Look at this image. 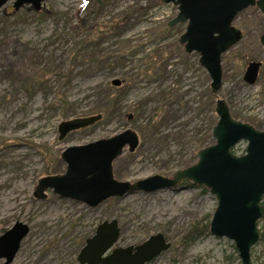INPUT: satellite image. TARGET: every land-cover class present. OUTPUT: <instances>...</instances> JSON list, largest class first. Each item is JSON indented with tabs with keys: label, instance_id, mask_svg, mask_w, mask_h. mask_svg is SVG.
<instances>
[{
	"label": "rangeland",
	"instance_id": "374dc122",
	"mask_svg": "<svg viewBox=\"0 0 264 264\" xmlns=\"http://www.w3.org/2000/svg\"><path fill=\"white\" fill-rule=\"evenodd\" d=\"M14 3L0 9V237L16 223L30 232L12 264H79L87 240L113 221L119 239L106 256L162 234L170 248L147 264H242L233 241L210 234L218 200L203 186L186 181L97 208L51 189L38 194L37 187L43 178L65 174L61 155L68 148L129 128L139 145L114 161L115 179L171 177L215 144L218 99L234 119L263 131L264 15L258 8L234 20L243 39L222 56L223 86L213 95L200 55L179 44L188 24L168 27L179 14L172 3L43 0L39 11L29 5L15 11ZM252 62L262 65L255 84H247ZM97 115L101 121L59 140L63 122ZM246 148L242 141L233 153L243 156ZM258 228L252 264H264L263 220Z\"/></svg>",
	"mask_w": 264,
	"mask_h": 264
},
{
	"label": "water",
	"instance_id": "95a60500",
	"mask_svg": "<svg viewBox=\"0 0 264 264\" xmlns=\"http://www.w3.org/2000/svg\"><path fill=\"white\" fill-rule=\"evenodd\" d=\"M11 0H0V9ZM174 4L178 16L168 27L187 23L179 40L187 54L198 53L200 65L207 71L210 89L217 95L222 89V56L243 39V33L233 23L237 15L257 7L264 14V0H161ZM43 0H15L14 10L26 5L41 10ZM264 48V34L260 38ZM261 63L248 65L244 81L255 84ZM118 85L119 82H114ZM218 121L212 130L215 144L197 153L198 162L179 170L171 177L156 175L134 183L117 181L113 163L125 149L135 151L139 135L132 129L107 140L85 146L70 147L61 155L67 164L63 175L43 178L38 194L51 189L62 199H70L97 208L103 202L138 192L153 193L175 190L183 182L203 186L215 195L217 209L210 224V234L228 238L235 243L242 264H252L251 249L260 240L258 223L264 221V130L234 119L225 100L215 104ZM102 120V115L77 118L59 126V140L72 132L89 128ZM247 142L243 156H235L233 149ZM27 225L16 223L0 237V260L12 264L22 241L29 234ZM119 239L117 222H105L95 236L87 240L78 256L79 264H147L170 248L162 234L152 236L135 248L117 249L106 254ZM135 251V253H133Z\"/></svg>",
	"mask_w": 264,
	"mask_h": 264
},
{
	"label": "trees",
	"instance_id": "16d2710c",
	"mask_svg": "<svg viewBox=\"0 0 264 264\" xmlns=\"http://www.w3.org/2000/svg\"><path fill=\"white\" fill-rule=\"evenodd\" d=\"M210 97L212 98V96H210ZM216 122H217V119H216V121H215V124H216ZM215 124H214V125H215ZM214 125H213V126H214ZM213 126H212V127H213ZM211 132H212V130H211ZM211 136H212V135H211ZM202 145H204V144H202Z\"/></svg>",
	"mask_w": 264,
	"mask_h": 264
},
{
	"label": "flooded vegetation",
	"instance_id": "af4514ba",
	"mask_svg": "<svg viewBox=\"0 0 264 264\" xmlns=\"http://www.w3.org/2000/svg\"><path fill=\"white\" fill-rule=\"evenodd\" d=\"M259 10V9H258ZM260 11V10H259ZM261 12V11H260ZM262 13V12H261ZM263 14V13H262ZM264 15V14H263Z\"/></svg>",
	"mask_w": 264,
	"mask_h": 264
}]
</instances>
